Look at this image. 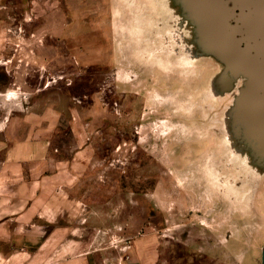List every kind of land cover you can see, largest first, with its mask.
<instances>
[{
	"label": "rangeland",
	"instance_id": "obj_1",
	"mask_svg": "<svg viewBox=\"0 0 264 264\" xmlns=\"http://www.w3.org/2000/svg\"><path fill=\"white\" fill-rule=\"evenodd\" d=\"M187 38L168 0H0V251L263 264L264 176Z\"/></svg>",
	"mask_w": 264,
	"mask_h": 264
},
{
	"label": "water",
	"instance_id": "obj_2",
	"mask_svg": "<svg viewBox=\"0 0 264 264\" xmlns=\"http://www.w3.org/2000/svg\"><path fill=\"white\" fill-rule=\"evenodd\" d=\"M186 50L218 66L216 95H233L225 128L235 156L264 176V0H168ZM264 264V249H263Z\"/></svg>",
	"mask_w": 264,
	"mask_h": 264
},
{
	"label": "crops",
	"instance_id": "obj_3",
	"mask_svg": "<svg viewBox=\"0 0 264 264\" xmlns=\"http://www.w3.org/2000/svg\"><path fill=\"white\" fill-rule=\"evenodd\" d=\"M50 219H48V220H50ZM51 221L52 220H50V222ZM7 225H8V228H12L13 224L8 223ZM9 233H11L10 230H9ZM1 250H2V251H0V262L2 261L1 264H19V263H21V264H33V261H35L37 259V254L32 255L33 252L31 249H29V251H30L29 252L30 253L29 259L25 260L23 263L17 261V258L15 256H16V253H19V251H16V249L14 247L11 249L9 248V253H6L8 250L7 247H3V249H1ZM24 251L27 252V248H25ZM46 258H47V260L49 259V257H46Z\"/></svg>",
	"mask_w": 264,
	"mask_h": 264
}]
</instances>
